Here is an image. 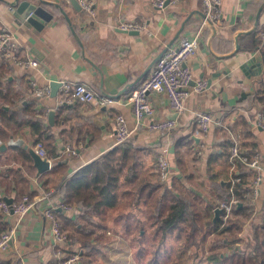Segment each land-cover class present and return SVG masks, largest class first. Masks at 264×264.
I'll list each match as a JSON object with an SVG mask.
<instances>
[{"label":"crops","instance_id":"0c3cea01","mask_svg":"<svg viewBox=\"0 0 264 264\" xmlns=\"http://www.w3.org/2000/svg\"><path fill=\"white\" fill-rule=\"evenodd\" d=\"M13 1L0 0V29H9L23 53L38 59L40 67H14L6 74L5 103L10 109L20 108L23 98L35 101L37 108L47 113V124L55 126V145L64 161L60 168L52 169V166L40 173L32 155L36 136L30 128L19 131L11 144L2 141L6 148L0 151V199L11 204L23 196L32 201L40 200L21 220L13 214L6 217L0 214L1 230H13L8 249L0 253V264H53L52 255L62 244L55 240L50 221L42 215L43 209L60 200V187L79 168L118 145L113 129L118 114L124 115L129 127L134 128L127 100L131 89L152 73L158 57L170 46L176 45L182 37L196 35L203 9L201 0H172L163 11L154 8L153 0H97V17L91 18L71 0H19L37 4L53 15L52 20L39 29L22 19L17 7L11 5ZM222 9V24L215 33L213 27L202 30L197 54L189 61L192 85L198 81L208 83L209 79L211 85L200 93H193L186 102V110L179 115L169 107L164 95L150 94L155 117L174 119L177 126L165 136L141 128L129 140L137 149L135 175L139 176L136 181H159L157 153L167 148L171 181L175 180L177 188L189 196L195 194L200 198L199 206L208 220H214L215 209L220 204L219 192L225 189L230 177L229 144L225 138L238 133L244 152L264 155V129L257 126L264 104L257 98L248 105H238L244 92L259 93L264 99V42L260 38L264 29V0H222ZM125 21L145 22V28L137 34L121 31L118 26ZM61 80L88 84L114 102L106 107L57 106L56 96L37 99L29 92L30 81L45 86ZM51 111H54L53 124L49 122ZM200 112H209L215 119L206 136H202L196 126V115ZM149 120L146 118L144 123ZM221 124H225V130ZM68 145L77 149V156L66 154ZM50 155L54 163L57 157ZM188 170L192 173H186ZM131 174L132 169H129L126 180H121L122 187L131 185ZM254 177L255 172H248L250 187ZM247 194L251 200V192ZM253 198L256 206L251 216L244 217L246 223L253 216L264 214V181ZM62 210L58 215L61 227L66 228L65 233L72 232L69 224L78 216V210ZM100 219L103 226L92 236L91 255L80 256L77 264H205L203 259L195 258L194 249L182 246L183 238L176 232L166 234L160 248H152V240L157 241L160 235L148 226L140 231L141 235L139 228L134 229L136 224L147 225L148 220L143 205H135L131 195L120 196ZM125 224H131V229L127 230ZM138 239L148 243L139 249ZM173 242L175 247H171ZM245 242L246 238L242 237V242L231 245L230 250ZM63 246L70 253L80 255L78 246L66 242Z\"/></svg>","mask_w":264,"mask_h":264},{"label":"trees","instance_id":"16d2710c","mask_svg":"<svg viewBox=\"0 0 264 264\" xmlns=\"http://www.w3.org/2000/svg\"><path fill=\"white\" fill-rule=\"evenodd\" d=\"M262 54L264 59V52ZM12 69L14 66L5 58L0 60V138L4 144H11L19 131L30 128L36 136L35 143L42 141L48 154L57 157L52 169H58L63 166L64 157L59 155L60 152L55 145L53 135L55 126L47 124V113L43 109H38L35 101H25V98L21 100L20 108L9 109V105L5 103L7 86L4 78ZM259 95L244 92L238 100V105H248L257 98L264 104V99ZM56 124H59L58 120ZM225 140L231 144L230 138L226 137ZM132 143L128 140L118 144L79 168L60 187L58 194L61 202L67 208L78 210V216L69 224L73 231L66 232L67 245L78 246L81 249L80 256L83 258L91 255L92 236L103 226L101 216L117 203L120 196L131 195L135 205H143L148 220L147 225L136 224L134 229L139 228L138 232L141 235L140 231L148 226L156 235H160L157 241L152 240V248H160L164 244L165 235L176 232L183 238L182 246L185 249H194L195 258L203 259L205 264H264V214L260 217L253 216L248 223L245 219L253 212L247 194L251 191L247 172L244 170L238 172L241 181L234 187L238 203L234 207L233 215L226 223L221 219L208 220L199 206L200 198L195 194L189 196L179 190L173 183L175 180H172L170 185L162 183L160 179L157 183L144 179L136 181L139 176L135 175L137 149ZM78 144L77 141L76 146ZM129 169H132L131 185L125 188L121 186V180L122 178L126 180ZM228 181L225 189L219 192L220 204L231 196ZM62 211L55 209V214L58 216ZM131 226L125 224L127 230H130ZM61 229L66 231L63 225ZM1 232L3 231L0 228ZM242 237L246 238L245 244L233 251L230 250L231 245L242 242ZM146 243H148L146 240L138 239L136 246L141 249ZM65 252L71 254L70 250L65 249Z\"/></svg>","mask_w":264,"mask_h":264},{"label":"built area","instance_id":"2783aa9c","mask_svg":"<svg viewBox=\"0 0 264 264\" xmlns=\"http://www.w3.org/2000/svg\"><path fill=\"white\" fill-rule=\"evenodd\" d=\"M172 0H153V6L157 10H164L167 2ZM176 1V0H173ZM83 13L91 18H96L98 14L97 0H77ZM203 9V19L196 35L191 38L182 37L179 42L170 46L157 59L155 69L150 75L144 79L138 86L130 92L128 96V104L131 107L133 118L135 121L134 128H130L126 117L118 114L114 119L113 129L116 134V144H122L130 140L136 132L141 128H146L150 132L158 133L161 136L168 135L177 126L174 119H162L155 117V109L150 99V94L164 95L168 101L169 107L177 114H182L186 110V102L193 93H200L208 87L206 81H198L192 85L193 75L189 61L197 54L199 47V37L202 30L207 27L217 28L222 24V0H201ZM121 31H141L145 28V22L125 21L119 26ZM260 38L264 42V29L260 33ZM6 59L8 63L14 67L21 69L39 68L40 62L32 57L29 53H23L20 44L10 32L9 29L2 27L0 29V60ZM60 87L57 91V106L64 104H90L97 107H106L114 101L111 97L98 93L88 84L73 82L69 80H61ZM29 92L34 98H50L52 89L50 84L38 86L34 81L29 83ZM150 119L147 124L144 120ZM196 126L202 136H206L212 130L215 123L214 116L209 112H200L196 115ZM257 126L264 129V112L258 114ZM223 130L226 129L225 124H221ZM231 144L228 147V159L230 164V183L229 190L231 196L220 204L222 214L220 219L226 223L233 215V210L238 203L235 195V184L241 181L239 170L245 172H255L253 186H251V204L256 206L253 195L258 193L260 184L264 181V155L262 152L249 154L244 152L239 143L238 133L230 134ZM2 140L0 139V146ZM35 153L49 164V169L53 166V160L50 159L42 141H38L34 146ZM65 152L68 156L74 157L78 155L75 147L66 146ZM167 148L159 149L157 153V167L159 179L162 183L168 185L172 179L171 163L169 162ZM201 153V151H199ZM236 173V175H235ZM248 192V193H249ZM51 195H48L49 197ZM40 199L32 201L28 196L15 203L9 204L6 200L0 199V214L4 217L11 214L16 215L18 220L24 218L39 202ZM55 209H67V206L60 200L55 205L46 206L42 215L51 223V231L55 240L62 244L53 253V264H77L80 260L78 253L68 254L65 252L64 244L66 242V233L61 229L58 216ZM13 230L0 233V253L8 249L12 239Z\"/></svg>","mask_w":264,"mask_h":264},{"label":"water","instance_id":"95a60500","mask_svg":"<svg viewBox=\"0 0 264 264\" xmlns=\"http://www.w3.org/2000/svg\"><path fill=\"white\" fill-rule=\"evenodd\" d=\"M72 4L78 9L80 10V6L77 2V0H71ZM169 2V1H168ZM167 2V4H168ZM11 5L16 6L17 7V12L20 14V16L22 17V19L26 20V23L30 24V25H35L36 27H38L39 29H41L46 23H48L49 21L52 20L53 15H51L50 13H48L47 11H45L42 7H40L37 4H33V3H28L27 1H19V0H15L13 1V3H11ZM138 31H132L130 32L131 34H137ZM213 32H216V28L213 27ZM241 34V33H240ZM240 34H237V36H239ZM239 46L238 44L236 45V51H238ZM251 61H249L248 63H246L243 68H247L249 66ZM215 67V65H214ZM263 70V66L261 67L260 73ZM211 80H208V87L211 85ZM51 89H52V96H56L57 91L60 87V83L59 82H52L50 84ZM53 116H54V111H51L49 113V122L51 124H53ZM6 148L5 145L0 146V151H3ZM34 159H35V165L37 166L38 170L40 173L48 170L49 168V164L46 160L40 158L35 152L32 153ZM9 204H11V201L6 200ZM222 214V209L220 207L215 209V217L214 220H218L220 219V215Z\"/></svg>","mask_w":264,"mask_h":264},{"label":"rangeland","instance_id":"374dc122","mask_svg":"<svg viewBox=\"0 0 264 264\" xmlns=\"http://www.w3.org/2000/svg\"><path fill=\"white\" fill-rule=\"evenodd\" d=\"M168 151V150H167ZM199 153V152H198ZM167 154H168V158H169V152H167ZM169 162H170V158H169ZM171 163V162H170ZM158 168V167H157ZM189 172H191L192 173V170H188V171H186V173H189ZM169 185V184H168ZM178 245V244H177ZM171 247H175V242H173L172 243V245H171ZM168 263H171V261H169Z\"/></svg>","mask_w":264,"mask_h":264}]
</instances>
